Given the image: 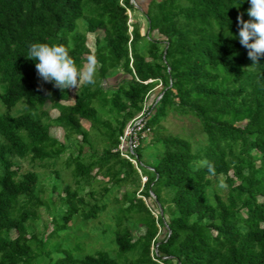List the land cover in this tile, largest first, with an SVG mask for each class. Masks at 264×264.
<instances>
[{"label":"trees","instance_id":"trees-1","mask_svg":"<svg viewBox=\"0 0 264 264\" xmlns=\"http://www.w3.org/2000/svg\"><path fill=\"white\" fill-rule=\"evenodd\" d=\"M132 1L0 0V264H43L39 248L52 233L45 241L36 231L42 209L54 229L61 212L66 229L75 218L97 220L112 196L120 206L113 248L68 251L48 264H264V55L253 65L239 39L226 36L238 33V16L249 19L250 5L151 0L139 8L142 32L130 23ZM98 31L103 37L92 52L87 35ZM33 42L64 45L77 67L93 56L95 84L82 83L73 104L64 105L71 88L38 77L26 57ZM145 108L146 129L162 150L147 168L141 141L138 170L114 150ZM170 112L195 118L204 143L162 134ZM53 127L63 130V142ZM20 162L30 169L21 173ZM58 166L79 186L107 180L99 199L90 193V205L69 185L59 206L45 199L35 169H53L51 191L59 193ZM152 195L158 214L144 201ZM131 219L146 228L137 239L124 226Z\"/></svg>","mask_w":264,"mask_h":264},{"label":"rangeland","instance_id":"rangeland-1","mask_svg":"<svg viewBox=\"0 0 264 264\" xmlns=\"http://www.w3.org/2000/svg\"><path fill=\"white\" fill-rule=\"evenodd\" d=\"M150 1L151 0H134L132 1V3L136 10L128 12L130 16V23L140 24L142 32H145L147 27L146 20L139 8L142 7L145 9ZM97 37H103V32L98 31L94 34L87 35V46L92 52L95 50V42ZM112 82H114V80ZM78 88H71L69 100L66 102H62L64 105L73 104L76 90ZM46 108L50 110L52 118H56L59 115L58 111L51 107L50 103L46 105ZM82 124L86 129L90 128L89 123L83 121ZM161 127L163 128V131H161L162 134L179 135L191 140L195 145L197 143H204L205 141L199 122L191 116L181 117L174 112H170L166 119L162 121ZM51 134L62 142L65 140V134L60 128L53 127L51 129ZM154 137L155 135H152L148 140L146 139V141L142 145L141 150L138 152L145 164V167L147 168H149V165H153L156 162L157 156L162 150V146L156 141H153ZM20 164L22 166L21 173L26 172L30 169V166L27 163L20 162ZM57 170L60 173L63 182L60 192L52 193L51 189L53 183H55V178L53 175H48L47 173L54 174L53 169H35V171H37L41 175V185L44 189L43 195L45 199L48 200V198H51L52 201L56 202L57 206L60 205V197H64L65 185L71 186L73 190L79 192L80 196L83 197L87 203L93 205L95 203V200L89 197V194L93 193L96 199H99L100 192L102 191V187L104 186V182L107 181L100 177L98 178L99 181H93L89 186H79L75 183L70 170H65L64 168H62V166H58ZM221 182H223V178H221ZM143 184V180L141 179L139 182L140 189L138 191V196H140V193L143 189ZM123 192L124 190H122L120 193L117 192L116 195L121 197V194ZM155 200L156 199L153 195L149 199H144L146 205L155 214H158L159 208L157 207ZM119 207L120 206L115 205L114 196H112L110 197V202L107 206V210L104 211L97 220L93 221L92 223L89 222L86 224L81 220L79 221L77 218H75V220L73 221L74 224H71V226L66 229L62 228V223L59 222L61 212L57 214L58 216H56L58 222L54 224V229L53 224H50L52 216L49 213V210L42 209L40 213V223H38L36 231L38 235H41L45 238V241L47 237L52 233L48 243L39 248V250L43 253L42 256H44L45 259V261H43V264H48L49 262L55 263L56 261L64 258L65 252L68 251H73L75 255L83 256L85 251H87L88 253H94L96 252V250L100 249L111 250L113 248L112 235L116 231V223L115 218L113 217V212L116 210V208ZM125 225H127L130 229L134 239H137L139 236L143 235L146 232L145 226L134 219L125 222L124 226ZM33 231H35L34 227ZM11 235L13 238L16 237L15 232H12ZM164 235L165 231L162 230L159 239H163Z\"/></svg>","mask_w":264,"mask_h":264},{"label":"clouds","instance_id":"clouds-1","mask_svg":"<svg viewBox=\"0 0 264 264\" xmlns=\"http://www.w3.org/2000/svg\"><path fill=\"white\" fill-rule=\"evenodd\" d=\"M244 2L240 0L236 7ZM247 3L250 5L246 10L249 19L243 20L238 16V33L234 36L227 31L229 34L225 35L239 39V43L248 50L247 55L254 65L264 55V0H247ZM26 57L35 61L37 75L42 81L51 82L61 90L78 88L81 83L94 85L96 82L95 58L88 55L84 58L85 64L77 67L64 45L33 42L27 48Z\"/></svg>","mask_w":264,"mask_h":264},{"label":"built area","instance_id":"built-area-1","mask_svg":"<svg viewBox=\"0 0 264 264\" xmlns=\"http://www.w3.org/2000/svg\"><path fill=\"white\" fill-rule=\"evenodd\" d=\"M147 108L138 115L125 129L124 134L120 137V144L115 152H119L122 157L131 161L139 170L140 162L136 155V149L141 145V141L147 139L151 135V130L146 129V113ZM143 183L147 178L142 176Z\"/></svg>","mask_w":264,"mask_h":264},{"label":"water","instance_id":"water-1","mask_svg":"<svg viewBox=\"0 0 264 264\" xmlns=\"http://www.w3.org/2000/svg\"><path fill=\"white\" fill-rule=\"evenodd\" d=\"M161 212H162V210H161Z\"/></svg>","mask_w":264,"mask_h":264}]
</instances>
